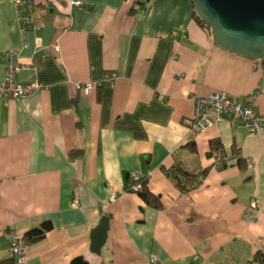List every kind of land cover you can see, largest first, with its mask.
<instances>
[{
    "label": "crops",
    "instance_id": "obj_1",
    "mask_svg": "<svg viewBox=\"0 0 264 264\" xmlns=\"http://www.w3.org/2000/svg\"><path fill=\"white\" fill-rule=\"evenodd\" d=\"M72 1L37 0L22 24L14 0H0V80L11 50L17 79L45 87L0 99V260L13 232L49 220L23 264H246L264 248V131L226 119L195 135L190 126L194 98L217 91L264 115V70L215 47L191 0ZM110 71L113 86H72ZM211 140L220 160L207 155ZM177 165L207 172L182 193L166 175ZM132 172L160 208L125 191ZM102 215L94 254L89 234Z\"/></svg>",
    "mask_w": 264,
    "mask_h": 264
},
{
    "label": "built area",
    "instance_id": "obj_2",
    "mask_svg": "<svg viewBox=\"0 0 264 264\" xmlns=\"http://www.w3.org/2000/svg\"><path fill=\"white\" fill-rule=\"evenodd\" d=\"M17 15L21 23L28 21L29 11L37 4V0H14ZM74 5H81V1H72ZM55 50H58L57 45H53ZM6 65L5 74L0 80V99L3 100H18L24 96L38 92L45 88L43 83L38 80L19 81L17 73L23 67L22 64L14 60V53L11 50L5 52ZM255 63L264 70V61L255 60ZM117 78L115 71L106 73L103 78L96 81L74 82L72 84L74 90L80 91L84 94H89L101 85L113 86ZM229 120L231 122H239L249 132L258 134L264 131V115L255 113L253 108L249 105H243L234 100L230 94L224 91H217L209 93L206 96H197L194 98V112L191 119L190 133L195 135L201 130L215 124L220 120ZM215 160H220L218 153H213ZM129 184L125 191L138 193L144 187L145 176L139 172H132L128 176ZM115 193H112L107 202L100 205L101 211L106 209L107 203H111L116 199ZM76 201H73L75 204ZM250 208L257 210L258 201L251 199L249 202ZM248 213L244 214L246 218ZM27 246L23 241V234L13 232L9 240V253L13 256L18 264H23L24 255ZM154 262L153 260H151Z\"/></svg>",
    "mask_w": 264,
    "mask_h": 264
},
{
    "label": "water",
    "instance_id": "obj_3",
    "mask_svg": "<svg viewBox=\"0 0 264 264\" xmlns=\"http://www.w3.org/2000/svg\"><path fill=\"white\" fill-rule=\"evenodd\" d=\"M195 14L210 27L213 45L250 60L264 61V0H191ZM108 216L89 234L90 252L105 242ZM70 264H84L75 257Z\"/></svg>",
    "mask_w": 264,
    "mask_h": 264
},
{
    "label": "trees",
    "instance_id": "obj_4",
    "mask_svg": "<svg viewBox=\"0 0 264 264\" xmlns=\"http://www.w3.org/2000/svg\"><path fill=\"white\" fill-rule=\"evenodd\" d=\"M192 16L197 24L202 27L208 34H210V27L206 25L192 10ZM192 143V142H191ZM208 156L213 153H218L220 159L222 158V149L219 141L211 140L209 142ZM193 150V149H192ZM237 165L241 171L247 169L245 160L241 157L237 158ZM206 170H201L196 174L190 173L178 165L170 170H166V175L172 183L182 192L187 193L196 188L201 179L206 175ZM145 184V181H144ZM139 197L148 205L153 208H160L162 206L158 195L152 194L145 187L137 193ZM52 229V223L49 220L42 221L38 226L32 227L23 233V241L26 246H31L41 241L46 233ZM0 264H18L13 256L0 260ZM246 264H264V251L257 249L254 251L252 258Z\"/></svg>",
    "mask_w": 264,
    "mask_h": 264
},
{
    "label": "rangeland",
    "instance_id": "obj_5",
    "mask_svg": "<svg viewBox=\"0 0 264 264\" xmlns=\"http://www.w3.org/2000/svg\"><path fill=\"white\" fill-rule=\"evenodd\" d=\"M263 251H264V248H263Z\"/></svg>",
    "mask_w": 264,
    "mask_h": 264
}]
</instances>
